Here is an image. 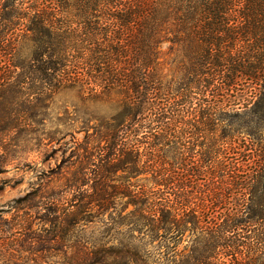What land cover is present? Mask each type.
I'll list each match as a JSON object with an SVG mask.
<instances>
[{"label":"trees","instance_id":"1","mask_svg":"<svg viewBox=\"0 0 264 264\" xmlns=\"http://www.w3.org/2000/svg\"><path fill=\"white\" fill-rule=\"evenodd\" d=\"M0 3V130L77 100L64 264H264V0Z\"/></svg>","mask_w":264,"mask_h":264},{"label":"rangeland","instance_id":"2","mask_svg":"<svg viewBox=\"0 0 264 264\" xmlns=\"http://www.w3.org/2000/svg\"><path fill=\"white\" fill-rule=\"evenodd\" d=\"M21 1L22 8H26L29 0ZM9 12L10 8H6L1 17ZM18 23L13 35L18 34L16 41L23 43V23ZM76 101L72 95L57 93L41 125L24 122L16 129L0 130L11 133L10 152L0 166V264H64L59 244L74 245L81 240L79 236H91L88 225L66 228L63 234L41 222L44 207L40 203L59 202L68 191L67 156L73 143L84 136L71 121L75 116L73 108L78 107ZM42 194L46 199L29 201ZM23 198L27 201L22 202ZM44 227L47 231H43ZM62 234L66 240L63 243L59 237Z\"/></svg>","mask_w":264,"mask_h":264}]
</instances>
